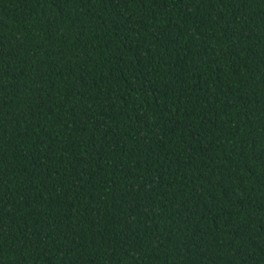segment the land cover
I'll list each match as a JSON object with an SVG mask.
<instances>
[{
	"label": "trees",
	"instance_id": "obj_1",
	"mask_svg": "<svg viewBox=\"0 0 264 264\" xmlns=\"http://www.w3.org/2000/svg\"><path fill=\"white\" fill-rule=\"evenodd\" d=\"M0 264H264V0H0Z\"/></svg>",
	"mask_w": 264,
	"mask_h": 264
}]
</instances>
